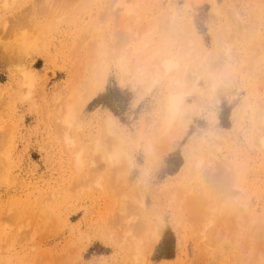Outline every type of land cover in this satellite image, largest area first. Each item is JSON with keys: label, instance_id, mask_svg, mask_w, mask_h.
<instances>
[{"label": "rangeland", "instance_id": "374dc122", "mask_svg": "<svg viewBox=\"0 0 264 264\" xmlns=\"http://www.w3.org/2000/svg\"><path fill=\"white\" fill-rule=\"evenodd\" d=\"M124 1L0 7L1 35L25 16L41 35L29 93L0 42V264H264V0ZM71 90L82 107L60 127Z\"/></svg>", "mask_w": 264, "mask_h": 264}, {"label": "bare ground", "instance_id": "6f19581e", "mask_svg": "<svg viewBox=\"0 0 264 264\" xmlns=\"http://www.w3.org/2000/svg\"><path fill=\"white\" fill-rule=\"evenodd\" d=\"M1 1H0V3H3V2L4 3L2 5L0 4V7H2L4 5L5 7L3 6L4 8H2V9L8 10V9H10V8H8L9 5H10V7L12 4L14 5V2L16 0H3L2 2ZM118 4L123 5L122 7H123V10L125 12H129L131 10V5L125 3L124 0H118ZM6 6H8L7 7L8 9L6 8ZM16 13L18 14L19 11L15 12L13 15H15ZM22 13H23V15H22ZM22 13L20 15H22V17H24L25 11L24 12L22 11ZM19 14L17 16L15 15L16 18L19 16ZM31 14H32V10H31V13L29 14V16H31ZM25 15H26V13H25ZM14 17L13 16L11 17L12 22H13ZM20 17H19L20 20L26 19V20H24L25 21L24 24H26V25L24 26V24H23L24 21L21 20L22 23H21V21H19L17 23L18 24L21 23V24L16 26L17 23H15V20H14V23H15L14 26H16V27H13V25H12L9 27V29L7 31L6 27L8 26V24H7V22H5L7 25L5 24L6 25V26H4L5 28L3 27L2 28L3 30L1 29L2 30L1 32H4L6 30L7 35L5 33L4 34L6 36L4 34H2L4 36V38L5 37L6 38L5 39H3V37L0 38V42H1V44H4V50L14 57V59H15L14 63H18L19 65H17V66L22 68L21 74L19 75L20 76L19 78L21 80L20 83L22 86V91L27 90V92L29 93V91L31 92V89L34 85V83H33L34 75L31 71H28L25 68V64H22V63H23L24 57L27 54H30L33 50H35L37 48L39 40L41 38V35H39V33H37L34 30H32L30 32L28 29H33L32 27L25 29L24 27L27 28L29 26L28 25L29 19H27L28 18L27 16H25L26 18L24 17V19L22 17L21 18ZM16 21H18V19ZM20 25H21V28L25 29V30L22 29V32L20 30L21 29ZM22 26H24V27H22ZM12 27L14 29L11 30L10 28H12ZM16 28H18V30H16ZM10 31H11V33H10ZM2 35L0 33V36H2ZM119 40L123 41L121 38ZM127 46H129V48L132 51H141L146 47V41H145L144 37L142 36V37H139L138 39L131 41L130 43H127L126 47L122 48L123 50L120 53V58L122 56H124V52L126 51L125 49L128 48ZM147 56H148V60H149L151 58V55L148 54ZM160 64L164 68V70L167 72L171 71L176 65V63L173 60L168 59V58H164L163 60H161ZM104 82L99 87L103 86ZM18 85H19L18 86V89H19V87H20L19 81H18ZM91 88H92L91 89L92 95H95L97 93V91L99 90V89H97V90L94 89L96 87H91ZM73 93H74V90H71L69 95H68V98L65 101L66 109H64L65 112L63 111L64 114H63V112H61V114H63V115L59 119V120H61L60 127H62V126L66 127L67 126L68 128H70L74 123H76L77 116H78L79 111L82 107V103H80L79 100L72 99ZM86 100H87V98L83 102H85ZM180 100H181V93L180 92H173V93H170L168 95V97L165 101V105H164L165 108H164L163 115H162L163 118L160 119L161 122H159V123H161V127H162V128L160 127L161 129H164L166 131V129L170 126L171 122H173L175 119L179 118L180 113H181ZM65 106H64V108H65ZM60 111H62V109L59 110V112ZM258 111H259L258 115H257L258 119L255 121V126L259 129L258 141L260 142L261 146L264 147V105L261 106L258 109ZM102 122H103V125L105 126V128L108 130H114L117 126L116 121H115V117L110 111H108V113L106 115H103ZM64 137H65V143L66 144H70V142H72L68 133H65ZM2 138H3V136L0 133V139H2ZM114 141L115 140L113 138L109 141L112 145V147L108 150L109 152L107 154V159L109 160V162L119 161V160H122V158L124 157V153L121 151L122 150V147L120 146L121 142L119 141L118 144L116 145ZM150 146L151 145H149V147ZM152 149H153V147L151 146V151H153V152H150V154L153 153V155H154L156 153V151H154ZM155 155H154V157H155ZM150 157L153 158V156H150ZM76 161H77L76 162L77 165H80L82 163V159L80 157V154L78 155V158L76 159ZM221 177H224V176H221ZM0 231H1V228H0ZM153 236H152V238L154 239ZM156 236H157V234H155V238H156Z\"/></svg>", "mask_w": 264, "mask_h": 264}]
</instances>
